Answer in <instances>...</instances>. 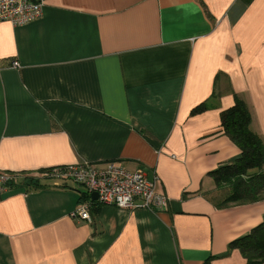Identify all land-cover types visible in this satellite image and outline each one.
<instances>
[{"label": "crops", "instance_id": "0c3cea01", "mask_svg": "<svg viewBox=\"0 0 264 264\" xmlns=\"http://www.w3.org/2000/svg\"><path fill=\"white\" fill-rule=\"evenodd\" d=\"M236 98L264 141V0H46L1 21L0 171L17 175L0 264H246L229 243L264 199L224 204L209 174L240 153L221 122ZM110 161L156 175L167 208L73 216L91 197L46 170Z\"/></svg>", "mask_w": 264, "mask_h": 264}, {"label": "built area", "instance_id": "2783aa9c", "mask_svg": "<svg viewBox=\"0 0 264 264\" xmlns=\"http://www.w3.org/2000/svg\"><path fill=\"white\" fill-rule=\"evenodd\" d=\"M46 0H0V22L8 21L15 26L28 24L41 17ZM12 66H18L14 60ZM56 180H71L85 187L89 196L96 193L97 199H88L74 212L78 220L90 221L91 204L114 205L118 208H146L163 210L168 198L156 189V175L149 178L142 168L130 171L117 162H107L97 168L89 163L54 167L47 173ZM17 174L0 171V197Z\"/></svg>", "mask_w": 264, "mask_h": 264}, {"label": "trees", "instance_id": "16d2710c", "mask_svg": "<svg viewBox=\"0 0 264 264\" xmlns=\"http://www.w3.org/2000/svg\"><path fill=\"white\" fill-rule=\"evenodd\" d=\"M221 122L223 131L240 150L232 163L209 172L216 189L220 190L224 185L228 190L222 203L264 199V141L250 130V113L245 103L236 98L233 106L221 112ZM49 170L51 168L46 172ZM27 184L38 183L29 178ZM229 247L237 248L246 264L264 263V221L230 242Z\"/></svg>", "mask_w": 264, "mask_h": 264}, {"label": "rangeland", "instance_id": "374dc122", "mask_svg": "<svg viewBox=\"0 0 264 264\" xmlns=\"http://www.w3.org/2000/svg\"><path fill=\"white\" fill-rule=\"evenodd\" d=\"M227 191H228L227 188H225V186L222 185V187H220V191H218V193H217V194H219V197H216V198L223 200V198H225L228 194Z\"/></svg>", "mask_w": 264, "mask_h": 264}, {"label": "water", "instance_id": "95a60500", "mask_svg": "<svg viewBox=\"0 0 264 264\" xmlns=\"http://www.w3.org/2000/svg\"><path fill=\"white\" fill-rule=\"evenodd\" d=\"M90 197H91L92 200H96L97 199L96 193H91Z\"/></svg>", "mask_w": 264, "mask_h": 264}]
</instances>
